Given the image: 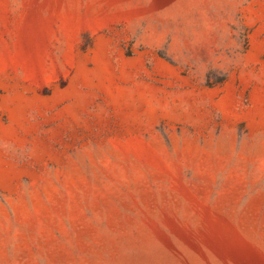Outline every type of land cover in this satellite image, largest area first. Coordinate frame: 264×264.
Wrapping results in <instances>:
<instances>
[{"label": "rangeland", "instance_id": "obj_1", "mask_svg": "<svg viewBox=\"0 0 264 264\" xmlns=\"http://www.w3.org/2000/svg\"><path fill=\"white\" fill-rule=\"evenodd\" d=\"M0 264H264V0H0Z\"/></svg>", "mask_w": 264, "mask_h": 264}]
</instances>
